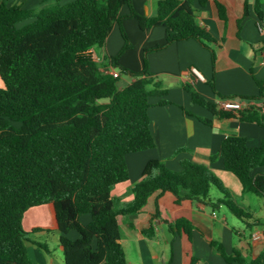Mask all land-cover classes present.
<instances>
[{
	"label": "trees",
	"instance_id": "16d2710c",
	"mask_svg": "<svg viewBox=\"0 0 264 264\" xmlns=\"http://www.w3.org/2000/svg\"><path fill=\"white\" fill-rule=\"evenodd\" d=\"M198 1L201 8L208 2ZM126 6L131 12L121 16ZM217 9L220 19L227 21L226 8L217 3ZM196 12L194 0H161L153 18L138 15L132 0L57 2L38 10L8 5L5 0L0 4V264H32L23 219L30 209L42 206H49L55 217L65 264H129L120 242V218L133 226V219L156 193L155 218H159L160 201L170 194L175 207L185 201L201 202L214 210L224 205L241 221L252 219L210 168L190 160L181 162L180 171L149 160L130 190L133 200L123 203L112 197L117 185L130 181L127 157L155 147L151 100L160 98L156 106L171 102L146 59L141 72L118 65L130 46L124 30V49L109 58L121 73L135 78L124 89L118 88L119 78L103 73L102 65L85 53L103 47L115 24L134 18L142 29H165V46L151 51L195 40L211 51L214 62L210 47L214 40L199 26ZM256 13L264 24L259 0ZM256 83L259 96L244 98L254 104L238 113L222 111L191 88L188 91L194 104L218 118L234 117L264 127V106L256 104L263 97L264 81ZM216 158L223 160L225 170L239 180L244 193L264 199V173H256L264 167V140L251 148L245 138L230 135L212 160ZM213 188L222 199L212 200ZM84 217L90 218L88 224L82 221ZM170 227L186 243L187 263L196 264L190 219L181 217ZM40 231L52 232L47 228L31 233ZM72 232L79 235L77 240L70 239ZM143 233L153 236V224ZM37 245L51 253L46 244ZM213 246L227 264H264V251L246 257L239 250L227 254L216 242Z\"/></svg>",
	"mask_w": 264,
	"mask_h": 264
},
{
	"label": "crops",
	"instance_id": "0c3cea01",
	"mask_svg": "<svg viewBox=\"0 0 264 264\" xmlns=\"http://www.w3.org/2000/svg\"><path fill=\"white\" fill-rule=\"evenodd\" d=\"M3 1L0 0V4ZM5 1L8 5L18 4L27 10H38L44 5L57 2L65 5L76 0ZM160 1L132 0V7L138 15L153 18ZM259 2L264 11V0ZM217 3L226 8L227 21L220 19ZM257 3L258 0H208L206 7L201 8L199 1L194 0L199 26L214 40L210 44L216 56L214 62L211 51L195 40L177 42L159 51H151L165 46V29L161 26L142 29L134 18L115 24L103 47H96L85 53L102 65L103 73L111 75L117 72L109 58L117 56L124 49V30L130 46L123 52L118 65L131 72H141L146 59L150 73L168 90L167 100L171 102L169 105L156 106L160 98L151 100L155 105L149 110L155 147L127 157L130 181L117 185L112 191L113 198L123 203L133 200L130 190L140 181L149 160L162 161L172 171H180L181 162L190 160L210 168L231 192L232 199L252 214L248 223L242 221L247 234L234 226L233 219L227 213L221 214L224 205L214 210L201 202L185 201L183 206L175 207L173 197L168 194L160 201L159 218H155L156 193L133 219V226L129 225L128 219L120 218V242L129 264H188L184 258L186 243L180 235H176V229L173 231L170 227L181 217H188L194 227L193 251L198 259L196 264H227L213 242L221 244L227 254L239 250L247 257L264 251V199L252 193H244L239 180L225 170L223 160H212L230 135L241 136L246 139L249 147L258 148L264 140V127L243 123L234 117L218 118L194 104L188 91L191 88L216 104L220 96L237 99L259 96L256 81H264V32L260 30L262 22L256 13ZM130 12L131 9L126 6L122 8L120 15L127 16ZM117 73L121 79L120 73ZM134 81L135 78L127 77L125 87ZM256 104L264 106V89L262 99L256 101ZM183 109L192 115L186 114ZM203 120L210 121L211 124H205ZM256 173H264V167L256 170ZM212 193L211 191L213 201L223 197L219 191L215 192L216 195ZM46 207L47 216L42 218L37 214L32 222L29 221L30 212H27L23 228L29 232L49 228L52 230L50 233L58 234L57 240L60 241L55 217L49 206ZM82 221L88 224L90 218L84 217ZM150 224H153L155 234L146 236L143 230ZM43 233L48 232L40 231L36 234ZM254 234H259V239L254 240ZM69 237L77 240L79 235L72 232ZM38 243L46 244L51 253L44 251ZM28 252L32 264H65L64 258H57L47 243L28 244Z\"/></svg>",
	"mask_w": 264,
	"mask_h": 264
},
{
	"label": "rangeland",
	"instance_id": "374dc122",
	"mask_svg": "<svg viewBox=\"0 0 264 264\" xmlns=\"http://www.w3.org/2000/svg\"><path fill=\"white\" fill-rule=\"evenodd\" d=\"M117 72H119L121 74V79H119V82H118V88L122 89L123 87L126 86L125 79L127 77H132V76L130 74H128V73H126V74L125 73H121L119 68L117 69ZM2 87H3V83H2V81L0 79V88H2ZM212 192H213L212 193L213 195H216L215 192H218V191H217V189L213 188ZM28 212H30L29 213L30 214L29 215V221L32 222V221H35L34 217L37 214H40V216L42 218H44V216L46 217L48 209H47L46 206H43V207L30 209ZM221 212H222L221 214H223L224 212L227 213L230 216V218L233 219V222L235 223L234 226L236 228L242 229L243 231H245V233L248 234V231H247L246 226L244 225V223L240 219H238L234 215H232V213H230V211L228 210V208L226 206L221 209ZM38 218H39V215H38ZM27 225H26V229H28ZM26 232L29 233L28 237H29V239L31 241L28 244H33L35 242L47 243L49 245L50 249L52 250L53 254H55V256H57V258L58 257L61 258V259L64 258L63 253L61 252V249H60L59 241L57 240V236H58L57 233H55V232L54 233H49V234L48 233H43L41 235H37L36 233L29 232V230L26 231Z\"/></svg>",
	"mask_w": 264,
	"mask_h": 264
},
{
	"label": "built area",
	"instance_id": "2783aa9c",
	"mask_svg": "<svg viewBox=\"0 0 264 264\" xmlns=\"http://www.w3.org/2000/svg\"><path fill=\"white\" fill-rule=\"evenodd\" d=\"M260 30L264 32V24L262 23L260 26ZM196 72V70H195ZM114 78H119V74L117 72H113L111 74ZM254 104L253 102H249L246 99H220L218 102V108L225 112H234L238 113L242 108L246 107L247 105ZM254 240L259 239V234L252 235Z\"/></svg>",
	"mask_w": 264,
	"mask_h": 264
}]
</instances>
